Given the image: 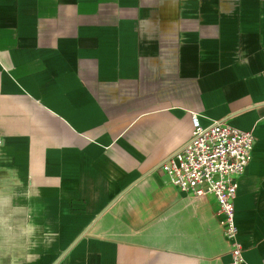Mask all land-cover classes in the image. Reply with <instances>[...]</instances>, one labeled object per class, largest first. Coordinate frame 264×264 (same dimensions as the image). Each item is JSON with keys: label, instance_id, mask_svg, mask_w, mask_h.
<instances>
[{"label": "crops", "instance_id": "0c3cea01", "mask_svg": "<svg viewBox=\"0 0 264 264\" xmlns=\"http://www.w3.org/2000/svg\"><path fill=\"white\" fill-rule=\"evenodd\" d=\"M255 135L235 201L264 264V0H0V264H227L212 194L159 164Z\"/></svg>", "mask_w": 264, "mask_h": 264}, {"label": "built area", "instance_id": "2783aa9c", "mask_svg": "<svg viewBox=\"0 0 264 264\" xmlns=\"http://www.w3.org/2000/svg\"><path fill=\"white\" fill-rule=\"evenodd\" d=\"M193 131L189 140L165 158L161 169L172 184L194 196L216 197L221 225L231 244V260L227 264H244V248L239 240L235 201L240 178L252 160L255 135L227 121L202 126L192 114Z\"/></svg>", "mask_w": 264, "mask_h": 264}]
</instances>
